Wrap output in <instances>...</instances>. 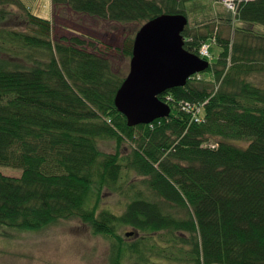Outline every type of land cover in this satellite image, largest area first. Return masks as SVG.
Segmentation results:
<instances>
[{"label": "trees", "instance_id": "trees-1", "mask_svg": "<svg viewBox=\"0 0 264 264\" xmlns=\"http://www.w3.org/2000/svg\"><path fill=\"white\" fill-rule=\"evenodd\" d=\"M187 1L51 0L54 16L121 25L187 16ZM235 3L226 25L182 31L190 52L217 45L216 61L159 95L167 117L129 126L112 44L0 0V236L76 218L110 237L109 264H264V0ZM121 42L130 58L131 32ZM106 193L119 212L101 207Z\"/></svg>", "mask_w": 264, "mask_h": 264}, {"label": "rangeland", "instance_id": "rangeland-1", "mask_svg": "<svg viewBox=\"0 0 264 264\" xmlns=\"http://www.w3.org/2000/svg\"><path fill=\"white\" fill-rule=\"evenodd\" d=\"M21 1L31 13L50 19L55 24L59 35L88 34L92 35L90 38L97 37L104 43L112 44L108 49L113 51V56L117 60L113 65L127 74L130 58L121 57L112 47L121 46L124 34L131 32L134 37L135 28L138 30L142 24L121 25L88 16L67 13L62 10H59L57 16H54L51 0ZM185 8L190 27L207 20H221L220 24L226 25V20L234 17V13L229 11L230 7L225 8L223 2L218 0H190L186 2ZM10 18V25H14L17 21L16 14L11 15ZM255 27L257 28H254L255 30L264 31L261 26L256 25ZM108 34H113L115 37V40L111 43L107 41L108 36H110ZM101 47L103 48V46ZM209 51L211 53L210 62L214 63L220 48L209 43ZM129 143L125 140L121 144L120 151L122 154L127 151ZM238 143L244 144L243 141ZM101 148L113 152L115 144L114 142H105L101 145ZM7 172L16 173L14 170ZM130 177L133 179L138 178L134 173H131ZM120 200H122L121 196L106 193L101 207L119 212L123 204V202H119ZM124 230H128L125 232L127 233L130 229L126 228ZM125 233H122V235L124 239H127L128 235L126 236ZM110 246L111 239L107 235L94 234L91 227L79 219H65L38 230L14 231L9 236H0V264H109Z\"/></svg>", "mask_w": 264, "mask_h": 264}, {"label": "water", "instance_id": "water-1", "mask_svg": "<svg viewBox=\"0 0 264 264\" xmlns=\"http://www.w3.org/2000/svg\"><path fill=\"white\" fill-rule=\"evenodd\" d=\"M187 21L183 14H160L136 31L128 72L114 97L129 126L167 117L171 107L159 95L208 69L207 60L184 48Z\"/></svg>", "mask_w": 264, "mask_h": 264}, {"label": "built area", "instance_id": "built-area-1", "mask_svg": "<svg viewBox=\"0 0 264 264\" xmlns=\"http://www.w3.org/2000/svg\"><path fill=\"white\" fill-rule=\"evenodd\" d=\"M224 4L226 5V7H230V9H234L236 7V0H223ZM200 53L202 55H208V50H207V46L203 45L200 49Z\"/></svg>", "mask_w": 264, "mask_h": 264}]
</instances>
